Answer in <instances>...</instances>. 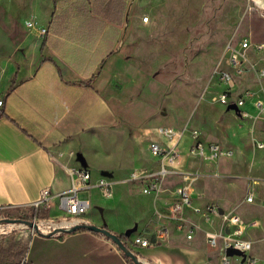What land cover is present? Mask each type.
I'll return each instance as SVG.
<instances>
[{
	"label": "crops",
	"instance_id": "obj_1",
	"mask_svg": "<svg viewBox=\"0 0 264 264\" xmlns=\"http://www.w3.org/2000/svg\"><path fill=\"white\" fill-rule=\"evenodd\" d=\"M69 5L70 0H52L43 18L33 13L35 21L48 28L46 35L26 26V19L0 22V210L33 205L40 190L48 187L51 196L40 210L49 220H58L63 216L58 195L71 188L70 170L87 168L91 184L77 191L89 202L84 214L87 222L117 234L130 231L129 246L140 259L154 264H217L220 250L207 239L209 232L223 226L217 212L205 217L187 206L184 217L193 227L191 238L186 237V229L163 217L170 226L166 241L147 247L130 243L134 233L153 228L158 212L168 214L166 201L173 200L174 188L184 184L192 195L191 205L204 207L213 202L219 212L238 213L248 223L251 255L264 264V172L244 176L246 171L221 161L246 147L235 133L224 132L220 120H211L200 133L202 140L222 148L217 159L190 153L193 140L187 131L178 143L175 166L156 191L142 192L140 185L134 186L127 178L140 165L134 148L137 141L149 151L150 140L164 145L167 140L156 132L158 125L143 135L133 129L126 136L122 123L110 116L109 100L96 88L109 61L120 54L116 49L123 44L124 15L121 22L99 14L93 18L89 5L91 17L86 18L85 12ZM246 17L245 35L252 41H264V0H247ZM256 59V64H264V59ZM245 107L254 112L250 102ZM236 116L243 121L235 125L245 127L257 148L254 140H263L255 134L258 119H248L238 111ZM124 170H129L126 177H116ZM238 178L247 179L239 188ZM100 179L112 181L110 194L98 186ZM249 193L253 194L251 202L244 199ZM23 255L28 264H132L112 239L87 228L53 235L37 232L30 236ZM231 264L245 263L233 256Z\"/></svg>",
	"mask_w": 264,
	"mask_h": 264
},
{
	"label": "rangeland",
	"instance_id": "obj_2",
	"mask_svg": "<svg viewBox=\"0 0 264 264\" xmlns=\"http://www.w3.org/2000/svg\"><path fill=\"white\" fill-rule=\"evenodd\" d=\"M51 1L0 0V22L35 20L33 13L43 18ZM246 10L247 0H126L123 44L116 49L120 54L109 61L99 84H95L109 100L110 116L118 118L126 136L133 129L143 135L159 124L192 125L202 134L211 120L218 119L224 124V132L235 133L246 147L221 161L246 171L244 176L264 172V148H253L245 127L235 125L243 121L237 118L235 109L213 99L222 88L220 69L229 68V46H237L246 36ZM255 127V134L264 140L260 119ZM134 148L139 171L157 168L142 141H137ZM128 171L115 175L126 177ZM236 180L239 188L247 179ZM136 183L140 185L134 182V186ZM42 213L34 205L0 210V235L23 231L33 235L47 230L50 221ZM25 220L40 223V228Z\"/></svg>",
	"mask_w": 264,
	"mask_h": 264
},
{
	"label": "built area",
	"instance_id": "obj_3",
	"mask_svg": "<svg viewBox=\"0 0 264 264\" xmlns=\"http://www.w3.org/2000/svg\"><path fill=\"white\" fill-rule=\"evenodd\" d=\"M145 18L147 19V16H144ZM26 26L34 27L40 35H45L48 30L46 26L33 19L26 20ZM256 57L264 59V41H252L245 36L239 40L237 46H229L226 58L229 68L220 69L218 77L222 88L213 96V99L223 105L232 106L243 117L253 120L261 119L264 127V64H256ZM247 102L252 104L254 112L245 107ZM1 104L2 99H0ZM187 131L193 140L188 149L190 153L200 155L208 160L217 159L223 153L218 143L202 140L196 128H189L186 125L181 127L158 125L156 132L167 140V144L164 145L158 140H150L148 143L149 152L156 158L157 168L145 172L135 168L129 173L128 179L140 182L142 192L156 191L162 179L175 166L179 155L178 143ZM254 144L257 148H264V140L256 139ZM226 153H231V150ZM70 174L72 177L71 188L68 192H61L58 195L63 216L58 219L59 221L49 220L50 222L46 225L47 230L42 232H50L58 225L71 226L77 222L86 221L84 214L89 202L86 198H80L77 191L90 186L91 173L87 168L80 167L72 168ZM98 186L104 193L110 194L112 181L100 179ZM50 196V189L43 187L33 205L38 207L47 203ZM173 197V200L166 201L169 208L168 214L164 215L158 212V219L153 228L149 231L134 233L130 239L131 245L147 247L166 241L170 236V226L168 221L161 220L163 217L173 221L177 228L186 229V237L191 238L193 227L186 224L184 217L185 208L191 206L194 212H200L205 217H210V214L217 212L223 222V226L216 231L209 232L207 238L211 247L220 250L217 264H231L233 256H237L241 263L258 264L256 258L250 253L252 240L246 235L248 223H244L238 213L219 212L213 202L207 203L204 207L191 205L192 195L184 184H179L174 188ZM244 199L251 202L253 194H246ZM37 226L40 228V223L37 222ZM61 233L56 232L55 234ZM126 244L129 246L128 243ZM129 247L132 249L131 246ZM228 248H234L241 253L229 255L226 252ZM19 264H28L26 255H23Z\"/></svg>",
	"mask_w": 264,
	"mask_h": 264
},
{
	"label": "trees",
	"instance_id": "obj_4",
	"mask_svg": "<svg viewBox=\"0 0 264 264\" xmlns=\"http://www.w3.org/2000/svg\"><path fill=\"white\" fill-rule=\"evenodd\" d=\"M125 4L126 0H70L69 6L77 8V11L85 12L87 18L91 17L89 14V5H91V10L94 12L93 18L99 14L111 21L121 22ZM55 16L56 13L54 14V18ZM39 209H41L40 206ZM42 217H47L44 212L42 213ZM118 235L122 241L127 243L128 235L126 233L122 232ZM30 236L29 232H23L20 236L12 235L0 238V264H19L24 252H26ZM132 264L134 263L132 262Z\"/></svg>",
	"mask_w": 264,
	"mask_h": 264
},
{
	"label": "water",
	"instance_id": "obj_5",
	"mask_svg": "<svg viewBox=\"0 0 264 264\" xmlns=\"http://www.w3.org/2000/svg\"><path fill=\"white\" fill-rule=\"evenodd\" d=\"M229 107H232V106H229ZM1 221H3V220H0V222ZM7 221H12V219H7ZM24 222H26L28 225H30V226L38 229L37 223L35 221L25 220ZM78 228H87L89 230L97 231V232H100V233L106 235L107 237H109L110 239H112L124 251V253L127 256H129L131 258V260H132V262L134 264H154V263L148 262L146 260L140 259L136 255V252L133 249H131L124 241H122L120 239V237H119V235L117 233L111 231L106 226H98L96 224H91V223H89L87 221H81V222H77V223H75V224H73L71 226L58 225L52 231H50V232H43V233H46L48 235H53L56 232H62V233L63 232H71V231H73L75 229H78ZM39 232H42V231H39ZM125 233L129 236L130 231H127ZM226 252L229 255L240 254L241 253L238 250H235L234 248H228L226 250Z\"/></svg>",
	"mask_w": 264,
	"mask_h": 264
}]
</instances>
